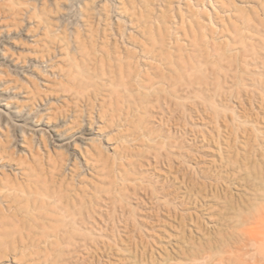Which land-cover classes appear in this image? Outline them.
<instances>
[{"label":"rangeland","instance_id":"374dc122","mask_svg":"<svg viewBox=\"0 0 264 264\" xmlns=\"http://www.w3.org/2000/svg\"><path fill=\"white\" fill-rule=\"evenodd\" d=\"M197 1L199 2L167 0V20L171 21L166 27H170L165 32L163 28L166 27H163L161 32L164 39L168 38L165 40L167 51L164 53L172 55L169 58L173 59V63L176 61V65H183V58L185 63L188 58V64L194 59L192 62L196 63L197 71L204 66L199 69L201 81L198 82L201 86L207 84L209 93L201 90L198 82L194 83L196 76V79H200L199 74L194 77V72L183 69V73L187 74H183L181 82L176 80V86L179 90L181 86L187 90L190 86L185 84L188 80L184 79L193 73V78L188 79H191V87L199 85L196 88L198 91L190 87L187 90L189 94L173 87L178 91L175 97L180 95V98L168 96L170 101L167 98L168 101H161L162 96L151 93L148 96L150 100L146 97L143 103L134 94L132 99L127 96L132 100L126 99L129 104L124 99L127 95L125 90L117 85H112L114 89L109 87L111 91L106 87L104 90L102 84L111 75L106 77L101 69L89 70V74L93 75L95 72L94 76L97 77L94 78L95 86L90 85L86 90L83 89V84L82 88H77L76 83L79 82L76 79L82 75L74 73L71 68V75L77 74L78 77L73 82L75 85L71 84L70 79L71 82H66L68 80H65L63 74H68L69 66L63 60L65 51L62 47L67 44L74 49L79 42L83 45L98 43L97 46L106 47L109 44L108 48L122 56L121 58H126L128 53L135 58L141 56L142 50L150 51L153 48L154 61L151 60L152 57L145 60L147 66L139 67L142 70L139 73L145 81L150 76V80L153 78L152 81H157L155 75L164 66L161 62L158 63L155 53L161 46L165 48V44L160 46L157 44L160 43L159 40L154 43L156 45L149 42L146 28H143L144 31L134 20V0L132 3L131 0H17L18 4L11 6L0 2V36L9 37L8 43L4 48L0 47V50L4 51L7 59L15 63L14 67L0 61V89L5 93L1 95L4 98L11 97L1 104L26 112L31 109V113L39 110L43 118L45 116L42 122L54 126L63 125L59 131H66L68 135L85 129V125L89 123L88 113L91 112L93 124L100 132L96 135V141L90 143L92 154L97 155V147L104 149L108 146L115 147L119 152L124 149V155L126 153L128 158L121 166L118 163L119 169L114 173L112 161L106 159L99 162L98 171L87 173L86 167L79 166L84 164V157L79 153V142L74 147L55 144L44 148L46 137L30 132V128L38 125L37 120L32 125L25 121L18 122L17 118L0 106V163L5 166L10 164L12 168L21 166L24 162L31 163L32 166L44 164L47 151L51 164L60 159L71 160L76 166L77 178L72 180V184L76 186V195L83 200V209L87 214L90 212V221L82 222L73 240L74 244L85 241L86 245L79 248L69 246L67 250L64 248L63 253L54 259V254H48L44 250L27 249L24 254L15 256L3 249L0 251V264H51L52 260H55L53 264H264V222L254 219L264 211V27L258 23L264 22V10L260 6L264 5V0H234L235 6L247 12L252 17L250 24L253 23L251 30L241 29L245 41L240 43L233 27L220 25L222 19L232 12L224 13L214 0H200L202 3ZM259 2L261 3L258 4ZM251 9L255 11L252 12ZM190 12L201 14H198L202 18L200 21L208 24L201 32H209L204 37L207 41L203 39L204 42L199 41L197 45L192 43L194 48L188 38L192 37L190 27L187 24L186 28L183 25L186 23H180L181 18L188 20L186 16ZM237 14L235 12L233 15ZM233 15L230 16L234 18ZM160 30L161 28L159 32ZM212 31L216 33L211 34ZM153 32L158 35V32ZM89 37L92 38L91 41ZM115 48H118L117 51ZM193 53L196 56L204 55L201 58L198 55L197 59L202 61H195ZM191 55L193 56L190 57ZM210 59L214 61L211 62ZM148 65L154 69H149ZM146 67L148 71L143 69ZM145 73L149 75L146 77ZM126 82L127 85L135 84ZM184 86L189 87L185 89ZM120 89L122 91H117ZM167 89L173 90L171 87ZM152 95L154 96L151 97ZM158 97L161 98L160 101ZM120 100L123 102L120 103ZM146 100L148 103H145ZM135 101L137 108L133 106ZM69 119L74 120L73 123ZM46 135L49 136L50 133ZM120 138L124 140L119 141ZM126 140L129 141L125 143ZM71 154H75V162L70 157ZM106 155L111 158L114 151L109 149ZM104 164L107 168L103 167ZM4 171H7L6 168ZM227 172L236 175L235 178L240 182L242 179L248 181L256 191L247 187L235 189L232 185L235 182L233 177H224ZM122 174H128L129 180H122ZM176 177L178 180L182 179L186 190L188 189L185 197L189 199L184 200L186 204L182 202L181 207H178L176 194L170 187L174 185L173 178ZM194 198L209 204V209L205 211L206 208H197L190 201L188 203L187 200ZM153 201L158 206L150 208L149 212L148 207ZM190 217L193 220L191 222L195 221L199 227L198 233L192 231L193 226L188 225ZM33 239L36 242L38 238Z\"/></svg>","mask_w":264,"mask_h":264},{"label":"bare ground","instance_id":"6f19581e","mask_svg":"<svg viewBox=\"0 0 264 264\" xmlns=\"http://www.w3.org/2000/svg\"><path fill=\"white\" fill-rule=\"evenodd\" d=\"M214 1L219 3V7L221 8V10H223L224 13L232 12L231 14L226 15L227 18H223L224 20L222 19V21H223L222 24H220V23H218V24L223 25L226 28H227L228 25L233 27L234 30H236V32L235 31L234 32L237 33L236 36H238V39H237L238 42L239 43L243 42L244 35H242V34L244 32L241 33V29H246V30L249 29V30H251V28H253L252 27L253 23L250 24L252 17L250 18V16L247 15V12H244L243 9L238 8L239 6L238 7H237V5L235 6L234 0H214ZM0 2L3 3V4L6 3L9 6H11V5H15L17 3V0H0ZM132 2H133V0H131V3ZM199 2L202 3V1H200V0H199ZM133 3H134V4H132L133 5V14L135 16L134 20H136L135 22H137L138 25H140L142 27V29L146 28L147 35H148L147 38H150L149 42L152 41V43L154 44V43L158 42V40H159L160 43H157V44H160V46L164 45L165 44V40L168 39V38L164 39V34L162 36V32L161 31H162V28L166 27L167 23L170 24V21H171V20H167L168 19L167 18L168 15H167L166 12L167 11L169 12V6H167V3H168L167 0H134ZM260 3L261 2H259L258 4H260ZM260 6L262 7V10H264V8H263L264 5L261 4ZM130 7H132V6H130ZM167 7H168V9H167ZM252 8H253V6H252ZM251 10H250V12H251ZM247 11H248V9H247ZM253 11H255V10H252V12ZM170 12H172V11H170ZM233 12L234 13L236 12V14L238 12V14L236 15L237 17L235 15H233L234 14ZM199 13H200V11H199ZM198 14L190 12V13H188L187 16L184 15V18H185V16L188 18L187 21L180 17L181 18L180 23L181 22L182 23H186V24H183V25L186 26V28H187V24H188V28L190 27L189 31H191V35H192L191 38H190V36L188 37L189 39H191V44L190 45H193L192 43H196V45H197V42L199 43V41L200 42H204L205 33H209V32H204V31H203L204 33L201 32L202 29L207 27L205 25H208V24L202 23L203 21H200L202 19L200 17L201 14H199L200 16ZM230 15H233L234 18L232 16H230ZM134 16H132V17H134ZM182 16H183V14H182ZM256 17H254L255 18L254 20H256ZM187 18H185V19H187ZM220 18H222V17H220ZM209 22H211V21H209ZM256 22H258V20H256ZM174 23H176V22L174 21ZM254 23H255V21H254ZM258 23H260L261 26L264 27V22L263 21H259ZM209 24H211V23H209ZM171 26H172V24H171ZM169 27H170V25H169ZM147 28L149 30H147ZM160 28H161V30L159 32ZM166 28H163L164 32H165V30H168V28L167 29ZM255 28L256 27L254 26V29ZM6 29H9V27H7ZM254 29H252V30H254ZM143 30L145 31V29H143ZM153 30L155 32H158V35H156L153 32ZM156 30H158V31H156ZM228 30H229V28H228ZM229 31H231V30H229ZM213 32H215V31H212L211 34H213ZM160 33H161V35H160ZM188 33H190V32H188ZM145 34H144V36H145ZM166 35H167V33H166ZM168 35H170V34H168ZM225 35H226V33H225ZM92 36H93V34H92ZM228 36H230V35L228 34ZM92 38H90V41H91ZM230 38L232 39V37H230ZM87 40L89 41V39H87ZM226 40H228V39H226ZM235 40L236 39H234V41ZM8 41H9V37L8 36L1 35L0 36V47L4 48L5 47L4 45L6 43H8ZM205 41H207V40H205ZM79 43L74 47V49L72 48L73 52L71 51L72 49L69 48L67 44H65L66 45L65 47L64 46L62 47L64 49L63 51H65V53L63 54V58H64L63 60L65 61V64H68V66H69L68 69L71 68V69L74 70V73L76 72V73H78V75L79 74L82 75L81 77H78L77 74L73 76V75H71L72 71L70 73L71 69H69L68 74L66 72H64L66 75L63 74V76H65L64 77L65 80H66V78L68 80L66 82H69L71 80L72 81V82L70 81L71 84L75 85V83H73V82H75L77 80L80 85H82V84L84 85L83 89H85V90L90 85H92V87H93V86H95V85H93V84H95L94 78L96 79L97 76H94L95 72H93V75L89 74V70L90 69L94 70L95 68H98V69H101L100 71L103 72L104 75L106 74V77L109 74L111 75V78L107 77L108 79L106 78L105 79L106 81H104V83L102 82L103 83L102 87H104V90L106 88L108 89L109 87L110 88L112 87V89H114L113 86L117 85L122 90H125L124 91L125 95L127 94L126 96L124 95L126 98L123 97L125 100L126 99L129 100V98L127 96H129L130 99H132L131 96L134 95V94L136 96V94H137L141 98L142 103H143L144 99H146V97H147L148 101L150 100L148 98V96H150L151 93L159 94L160 97L162 96V99L160 97H158L159 101H160V99H161V101L163 99L165 100L166 98L168 99V96H170V98H174L175 96H177L176 94H178V91L181 92V89L184 90L182 88V86H181V83H180V85L178 84L179 86H181L180 90H179V87L176 86L177 85L176 82H178V81L181 82V77L183 76V74H187V72L183 73L184 70L186 69V70H188V72L191 70L192 72H194V74L192 72L191 73L195 77V75L199 74V72H200L199 69L200 68L202 69L204 67V66L203 67L201 66L200 68H198V71H197V68L195 67L196 63L193 64V62H192L194 59L191 60V62H190L191 64H188L189 63L188 58H186L188 62L185 63V58H183L182 55H181V57L184 59V61H183L184 64L182 63L183 65H181V64L179 65L177 63L178 65H176L175 64L176 61H175V63H173L174 62V61H172L173 59L169 58L172 55L170 56L169 53H168V55H166L164 53V52L167 51V45L165 44V48H162V46H161L158 49L159 52L157 51L155 53L156 54V58L158 59V63L161 62L163 64V66H164L163 70L161 72L158 71L159 74H157V76L155 75V78L157 77L158 80L156 79L157 81H155V80L152 81L153 78L150 80V78H151V76H150V78H149L150 81L148 80V78L145 81V80H143L140 77L141 75H140L139 72H141L142 70L140 71L139 67L147 66V63L145 62V60H148L151 57H152L151 60H153V57L155 56L153 48H152L153 53H152L151 48H150V51L148 49H145V50H142V52L140 54L141 56H135L136 54H134L135 58L130 56L129 53H128V56H130L132 58H130V57L128 58V56H127L126 57L127 60H126V58H124L125 56H123V58H121L122 56L120 57V56L116 55V52H114V50L111 51L110 48H108L109 44L106 47L103 44H102L103 46H99V45L97 46L98 43H96V45H95V43H91V44L88 43L89 45L86 42H84V43H86V45L79 44ZM82 43H83V41H82ZM167 44H169V43H167ZM224 44L228 45L229 43L228 44L224 43ZM154 45H156V44H154ZM188 45H189V43H188ZM221 45H223V44H221ZM226 45H224V46L226 47ZM204 46H201V47H204ZM215 46H219V45H215ZM158 47H159V45H158ZM192 47L194 48L195 46L193 45ZM205 47L207 48V46H205ZM144 48H146V47H144ZM221 48L223 49L222 46H221ZM116 49H118V48H115V51H117ZM227 49H228V47H227ZM156 50L157 49H155V51ZM198 50H200V48ZM196 51L197 50H195V53H196ZM202 52H203V50H202ZM215 53H216V51L214 52V54ZM221 53L222 52L220 51V54ZM126 54H127V52H126ZM189 54H191V53H189ZM209 54H210V50H209ZM198 55L201 58L202 55L201 54H198ZM198 55L197 56L196 55L195 56L191 55L190 57L193 56L195 58V61H197L199 59ZM206 55L208 56V54H206ZM210 55H212V54H210ZM185 56H187V54ZM217 56L221 57L222 55H217ZM223 56L225 57V54ZM181 57L179 56V58H181ZM230 57H232V56H230ZM156 58H154V59H156ZM226 58H227V56H226ZM212 59H210L211 62L214 61V60L212 61ZM180 60H182V59H180ZM223 60H225V59H223ZM0 61L1 62L10 63V65H13L15 67L14 61H12L11 59H7V56H5V53H4L3 50H0ZM199 61L201 62L202 60L200 59V60H198V62ZM211 62H210V64H211ZM204 63H205V61H204ZM149 64H151V63H149ZM174 64H175V66H179V67H175ZM199 65H197V66H199ZM211 65H213V63ZM215 67H218V66H215ZM146 68H143V69L148 71V68L147 69ZM151 68H153V67L149 66V69H151ZM181 70H183V71H181ZM155 71H154V73H155ZM181 72H182V74H181ZM202 72H204V71L201 70V74L204 75L205 73H202ZM18 73L22 74V71L18 70ZM103 73H101V74H103ZM210 74H212V71L210 72ZM147 75H149V74H146L145 76L147 77ZM191 75L188 76V77L193 78ZM145 76H144V78H146ZM152 76H154V75H152ZM185 77H186V75H185ZM188 77H186L187 79H184V80L185 81L188 80V83H190L191 79L189 80ZM197 77L198 76H196V78ZM204 77H206V76H204ZM126 78H128V79H126ZM177 78H179L180 80L177 79ZM196 78H194L196 80V82L193 81L194 83H197L199 80L201 81L200 74H199V78L200 79H196ZM124 79H126V81H129V83H131V82L135 83L134 85L132 84L134 87L132 85H129V84L127 85L128 82H126ZM206 79H208V78H206ZM176 80H178V81H176ZM188 83H187V81L185 82L186 85H189L191 87L192 84L190 83L191 84L190 85ZM198 83L200 85V89L201 90L204 89V90H207V92L209 91L210 88H207V84L203 83L204 85L201 86V83L200 82H198ZM79 84L76 83V86L78 85L77 88H82L83 85L80 86ZM199 85L197 84V85H195L196 87H194V86L193 87L195 89L196 88L198 89L197 86H199ZM189 86H187V87H189ZM128 87H129V89H128ZM167 87H171L172 89H173V87H176V88H178V91L176 89H173V90L170 89L172 91H169L167 89ZM185 87L186 86H184V88ZM187 87L185 89H187ZM193 87H191V88H193ZM67 89H70V88H67ZM121 89L117 90V91L120 92V91H122ZM187 90H184V91L186 92ZM94 91H96V90H94ZM110 91H111V89H110ZM197 91H196V93H197ZM124 92H122V93L124 94ZM78 93H79V91H78ZM1 94H5V93H2V91L0 89V106L4 107V109H6L8 111V113H11L15 118H17L18 122H24L25 121L26 124L32 125L35 122V120H37V124L38 125H34L33 126L34 128H30V132H31V134H35V132H36V133L39 134L40 137H43V136L46 137L47 140L43 142L44 148H45V146H48V145L54 146L55 144L66 145L68 147H74V145L77 142H79L81 144V148H80L79 153H80V155L82 157H84V164L82 163L79 166H81L82 168L86 167L87 170H85V171L87 173H89V171H92L94 173L96 171H98V168H99L98 164L103 159L112 161V165H113V168H114L113 169V173H114V172H116L115 171L116 169L117 170L119 169L118 163L120 162L119 166H121V164H123L124 161L128 159L126 157L127 156L126 153L124 155V152H123L124 149L119 152V151H117L115 149V147L109 148L108 146H105L104 149H101L100 147H97L96 149H98V151L96 150L97 151L96 153H97L98 156L96 154H92L93 152H91V148L89 147L90 143L91 142L94 143L96 141L95 140L96 139V135H99L100 132H99V129L97 130L95 128L96 127L95 124H93L94 120L91 117V115H92L91 112L88 113L89 123L85 125L86 126L85 129H83L82 131L77 132L75 134L68 135V132H66V131H62V132L59 131V128L63 127V125L54 126L52 124H47L46 122H42V121H44L45 116L43 118V116H42L43 114L39 110L37 112L31 113V109L29 110V112H26V111H22L21 109H17V107L8 108L7 105H2L1 104L2 101H7L6 99H11V97L4 98L3 95H1ZM154 95H152L151 97H153ZM120 96H122V95H120ZM135 96H134V98H135ZM172 96H174V97H172ZM179 96L180 95H178V97H175V98H180ZM82 97H84V95ZM74 98H75V96H74ZM78 98L76 100H78ZM185 98H187V97H185ZM204 98H205V96H204ZM117 100L119 101V97H118ZM122 100H120V103L123 102ZM128 100H126L125 102L126 103L128 102V104H129V101H132V100H129V101ZM147 100L145 101V103L146 102L148 103ZM139 101H140V99H139ZM108 102H109V100H108ZM86 104L88 105V103H86ZM128 104H126V105H128ZM138 105H140V103ZM74 106H75V104H74ZM116 106H118V105L116 104ZM133 106H135V107L137 106L136 105V101L133 104ZM142 106H143V104H142ZM138 107H140V106H138ZM128 108H131V107H128ZM30 114H31V116H30ZM75 114L76 113L74 112V115ZM74 115H72V116H74ZM24 116H26V118H23ZM76 118H78V117H76ZM124 118H126V116H124ZM47 119H49V118H47ZM73 119H75V118L73 117ZM71 120L72 119H69V122H71ZM118 120H120V119H118ZM126 120H128V119H126ZM73 121L74 120H72V123H73ZM75 121H76V119H75ZM105 122H106V120H105ZM120 122H123V121H120ZM66 124H68V123L66 122ZM110 126H112V125H110ZM70 129H72V128H70ZM119 131H121V130H119ZM224 132H226V131H224ZM46 133H50V135L48 136V135H46ZM122 140H124V139H122ZM122 140L120 138L119 141H122ZM23 141H25L24 136H23ZM128 141L126 140L125 143L128 142ZM121 143H123V142H121ZM18 145L21 146V143H19ZM36 145H37V143H36ZM21 147H23V146H21ZM37 148H38V145H37ZM109 149L114 151V155L111 156V158L108 155H106V151L109 150ZM26 150H28L27 147H26ZM93 150H95V149H93ZM47 153H48L47 154L48 156H47V159L44 162V164L39 163L36 166H32L31 163L27 164V162H24V163L21 164V166H16V168H12V166L10 164L5 166V164H1L0 163V251L3 250V249L5 250V252L7 250H9L10 251L9 253H12V255L14 253V255L16 256L17 254H21V255H22V253L24 254V251H26L27 249H30V250L31 249H38V250H41V251L44 250V252H48V254L51 252L52 255L53 254L55 255V256L53 255V259H54V257L56 258L59 254L63 253L64 248H65V250H67V249H69L68 248L69 246H72V247H75V248H79L80 246L86 245L85 241H81L82 242L81 244H80V241H79L78 245L73 243V240H74V237H75V233L78 231V228L82 224V222H84L86 220L88 222L90 221L89 220V218H90V214L89 213L90 212L87 214V211H85L83 209L84 208V204H83L84 202H83L82 199H79L77 197V195H76L77 194L76 193V191H77L76 190V186L74 184H72V180L77 178V173L75 172L76 166L73 163H71V160H69V159H65V160H63V159L61 160L60 159L59 160L60 162L58 161L57 163H52L51 164V163H49V160L51 159L50 154H49L48 151H47ZM94 155H96V156H94ZM70 157H72L73 162H75V160H76L75 154L74 155L71 154ZM32 160L36 161L35 159H32ZM105 161L103 163H106ZM71 165H72V167H71ZM103 167L107 168V165L104 164ZM4 168H6V170L8 172L4 171ZM127 175L128 174H124L123 177H122V180H127L128 181L129 177H127ZM225 175H227V176H224V177H228V178H229V176L233 177V179L230 178V180L232 179V180L235 181L232 184V185H234L235 189H237V188L238 189L239 188L242 189V188L247 187L248 189L252 190L253 192L256 191L254 188H252V184L251 183L249 184L248 181H244L242 179L241 180L242 183H241L238 178H235L236 175L229 174L228 172ZM173 180H174V185H171L170 187L172 188V192H175V194H176L175 199L177 200V202L179 204L178 207H181L180 205H182V202H185L186 199H189V198L185 197V194H187L186 191L188 189L186 190V187H185V185L183 183L184 181L182 179L178 180V178L176 177V178H173ZM227 182H229V181H227ZM230 183H231V181H230ZM211 192H212V190H211ZM211 195H212V193H211ZM200 200L197 201V199L194 198L193 200H187V201H188V203L190 201V204L193 203L194 205H196L197 208L198 207L204 208V209L206 208L205 211L208 210L209 209V204H206L203 200H201L203 203L199 202ZM150 203H151V205L148 207L149 208L148 209L149 212L151 210L150 208H154V207L157 208V206H158L157 202L153 201V203L152 202H150ZM185 204H186V202H185ZM106 209H107V206H105V213L107 212ZM204 209H203V211H204ZM84 211H85V213H84ZM106 215H107V213H106ZM76 217H78V218H76ZM254 219L256 221L261 222V223L264 222V211L262 213H260ZM191 221L193 222V220L190 217V221H189L188 225L193 226L194 228H192L193 229L192 231L198 233L199 227L196 226L195 221H194V223H192ZM189 231H191V227H190ZM34 237L38 238V239H36L37 240L36 242L33 239ZM113 241H115V240L113 239ZM54 261L55 260H52L51 264H53Z\"/></svg>","mask_w":264,"mask_h":264}]
</instances>
